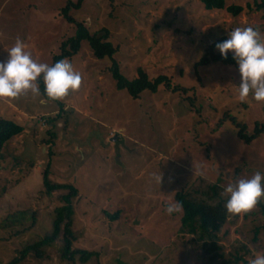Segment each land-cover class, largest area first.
Segmentation results:
<instances>
[{
  "label": "rangeland",
  "instance_id": "1",
  "mask_svg": "<svg viewBox=\"0 0 264 264\" xmlns=\"http://www.w3.org/2000/svg\"><path fill=\"white\" fill-rule=\"evenodd\" d=\"M260 1L226 0V7H242L233 16L225 9L206 10L198 0H83L80 8L69 10L71 22L62 9L77 0H0V61L20 39L36 62L51 65L60 44L82 23L90 33L108 30V40L118 48L114 59L127 79L136 78L142 68L149 79L164 75L187 89L181 93L163 87L131 99L117 90L111 60L97 59L82 42L70 60L82 76L79 89L57 102L31 91L0 97V117L23 127L0 154V264L20 257L26 246L52 232L54 209L64 205L59 197L69 190L46 193L45 170L53 184L76 188L71 250L91 255L87 262L81 252L73 260L62 259L60 233L40 248L43 255L31 251L20 264L233 260L230 255L249 242L256 226L245 220V212L236 223L229 217L218 233L222 251L206 253L207 241L180 231L181 208L166 209L177 205L176 194L198 176L226 188L257 171L264 174V135L245 144L230 119L218 128L228 115L252 134L255 124L264 122V102L255 101L251 92L240 100L235 61L201 69L202 79L193 67L208 46L220 54L215 44L236 27L252 26L264 41V8L254 5ZM259 199L264 202V196ZM260 238L247 244L249 254L238 253L243 259L227 264H248L264 255V235ZM218 253L223 256L210 259Z\"/></svg>",
  "mask_w": 264,
  "mask_h": 264
},
{
  "label": "trees",
  "instance_id": "2",
  "mask_svg": "<svg viewBox=\"0 0 264 264\" xmlns=\"http://www.w3.org/2000/svg\"><path fill=\"white\" fill-rule=\"evenodd\" d=\"M83 0H77V2H68L66 6L62 9V15L67 18L68 21L74 22L73 18L68 15L71 7L76 9L80 8L81 2ZM206 10H223L232 14L233 16L239 15L242 11V7L238 5H231L226 7V0H198ZM255 9L260 10L264 8V0L260 2H255ZM76 34L73 37H69L67 40L60 44V50L58 54L53 56L54 64L56 61L61 59L71 60L80 50L82 42H87L91 48L94 57L97 59L108 58L111 60L110 72L112 77L116 81V88L119 91H125L131 99H138L140 95L145 92L156 93L161 88L172 90L173 92L186 93L187 89L179 85H173L170 77L160 75L155 78L149 79L146 72L142 69H138V76L132 80L127 79L122 72L118 62L114 59L118 48L114 46L108 40V30L101 29L90 33L88 29L82 23H77ZM217 63L223 65L234 64V60L231 55L227 59L221 57L220 54H217L214 51L213 46H208L204 55L200 58L199 61L195 62L193 67L198 79H202L201 74L199 73L201 69L208 67L209 65ZM37 85L40 89L42 96L51 101H56L57 99H50L46 96L44 92V83L42 78L37 80ZM189 101H192V98H188ZM59 108L62 110V104L58 103ZM230 119L233 124L239 128L237 136L239 140L245 142V144H250L254 140L259 139L264 135V122L256 123L252 134H246V127L244 124H240L235 118L225 115L218 124L219 130L222 129L223 121ZM23 127L16 124L11 120L4 119L0 117V154L3 150L4 145L11 140L14 136L21 133ZM43 184L46 188V193L52 194L55 190L67 189L69 193L62 194L59 197L64 205L59 206L54 209L55 218L52 222V232L49 235L45 236L41 240L34 242L26 246L20 253V257L13 258L7 264H20L24 259L27 258V254L31 251L35 256H41L44 254V250L40 248H46L50 246L59 234L61 233L62 245L59 250V255L62 259L73 260L76 252H81V260L87 262L91 255L90 252L84 250L72 251V243L75 239L73 234V225H74V204L73 200L77 198V190L72 185H61L53 184L49 179V172L45 170L43 172ZM224 187L220 186L218 183L211 182L202 176H198L192 180L189 184L185 185L182 190H180L175 199L177 204L182 210V216L180 218V231L185 232L188 235L195 236L200 240H205L204 246L206 247L205 252L210 253L214 250L222 251L221 246L217 244L218 233L221 229L229 223L228 218H231L232 223H236L238 214L230 213L225 208L226 200L228 195L224 192ZM256 211H250L252 218L251 220L247 219L250 214L248 211L244 213L245 220L249 221L248 223H253L256 226L250 232V240L248 243H242L238 249L234 250V253L230 255L233 260H227L224 264L228 262L240 261L243 259L238 256V253L249 254L250 250L247 249V244L251 242H257L261 239V235H264V202L258 199L255 204L254 209ZM34 212L32 215L34 217ZM117 215L110 216L112 219H116ZM32 217V218H33ZM34 219H32V225L34 224ZM223 256L222 253L212 255L211 260H215L217 256ZM246 262V261H244Z\"/></svg>",
  "mask_w": 264,
  "mask_h": 264
},
{
  "label": "clouds",
  "instance_id": "3",
  "mask_svg": "<svg viewBox=\"0 0 264 264\" xmlns=\"http://www.w3.org/2000/svg\"><path fill=\"white\" fill-rule=\"evenodd\" d=\"M26 44L17 39L7 49V59L0 61V97L15 98L28 91L39 95L37 80L44 83V92L50 99L65 97L69 91L79 89L82 76L67 59L54 64L38 63ZM222 58L231 55L239 75V97L245 101L251 92L257 102H264V41L260 33L252 26L236 27L227 34V38L215 44ZM224 192L228 195L225 208L228 212L238 214L252 209L258 199L264 196V174L257 171L250 178H240L229 184ZM179 205H168L169 213ZM248 264H264V255H255Z\"/></svg>",
  "mask_w": 264,
  "mask_h": 264
}]
</instances>
